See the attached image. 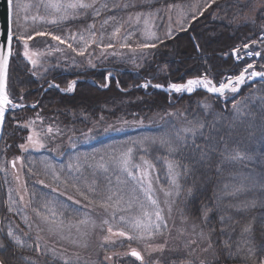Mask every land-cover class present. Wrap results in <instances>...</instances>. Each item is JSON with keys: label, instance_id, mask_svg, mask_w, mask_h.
I'll return each instance as SVG.
<instances>
[{"label": "trees", "instance_id": "16d2710c", "mask_svg": "<svg viewBox=\"0 0 264 264\" xmlns=\"http://www.w3.org/2000/svg\"><path fill=\"white\" fill-rule=\"evenodd\" d=\"M224 1L234 8L226 10L227 14L221 13L220 16H227L233 12L230 17L234 18L240 13L241 5L238 4V0ZM16 2L21 6L20 32L53 31L67 37L70 33L81 31H84L85 35L88 26L94 24L95 28H100L97 31L100 38L91 45L94 54L88 58L85 54L81 56L78 51L67 49L65 45L59 46L62 51H53L51 49L57 42L51 41L50 37H43L44 42L40 44L43 54L40 57V64L35 67L21 53V43L13 40L8 92L16 102L33 104L36 107L26 106L10 110L6 115L0 142L2 166L0 182L4 184V190H0V198L5 201L0 228L6 232L9 226L15 228L18 225L17 235L21 236L22 240L26 239L24 233H30L32 238L27 239L26 243L32 245V248L17 249L8 244L5 237V247L0 249L1 260L5 261V264H28L29 260L34 264H71L53 255L39 242L41 250L35 251L36 238L31 233L29 225L20 214L8 211L10 206L15 209L13 201H16V197L13 198L11 194L12 182L10 183L9 178L5 179V162L8 157L21 154L16 144L26 132L18 124L33 116H39L42 122L47 121L51 126L52 132L49 138L47 137L52 140L49 145L58 148L57 151L61 154L57 159H54L56 155L52 151L44 154L28 151L24 154L22 172L28 189V202L31 201V206L25 210L24 215L29 213V224L32 221V213H35L32 209H40L46 202H55L54 197L57 195L51 190L53 187L61 191L59 195L71 192L84 201L83 196L77 191L80 186L76 187L81 184L83 178L90 179L92 174L96 189H103L99 192L102 201L107 200L106 195L109 193L104 192H108L104 187L109 177L101 172L99 167H94V163L89 160L81 164L80 160L71 159L75 154L83 156L97 152L95 153L97 157L100 153L111 163L113 150L115 155H119L127 147H133L131 164L139 165V169L132 170L136 176L141 173L148 174L147 179L152 181L154 195H158L156 197L159 198L166 218L169 221L175 219L177 222L190 223L191 226L195 224L197 232L203 229L205 234L215 229L211 236L212 259L206 264H253L252 259L244 258L248 255L247 245L255 247L258 256L264 255V81L257 80L243 85L234 99L229 98L227 101L225 98L203 91H196L190 96H177L150 87L147 89L138 87L148 80L184 82L189 77L208 75L214 82H219L222 80L221 77H227V73L238 74L242 63L237 62L231 54L232 50L239 44H249L261 35L264 29V5L255 11L256 14L252 18L237 22L231 21L229 17V25L216 21L215 26L210 28V7L195 21L191 20L193 14L191 6L195 0H97V7L107 2L109 10L102 11L101 15L95 18L91 10L87 13L81 12L75 19L59 26L39 20L34 24L31 22L25 24L23 22L25 14L31 17L36 14L47 16L49 13L43 7L37 10L35 7L37 0ZM113 4L119 5L120 10L114 9ZM125 4L129 7L124 8ZM25 5L29 7L26 9ZM177 7L182 8L185 14L183 26L185 28L186 24L189 26L174 32L171 38L163 37L160 24L165 21V12L168 8ZM200 8L202 5H199L198 11ZM16 11L13 8L14 32L17 27ZM138 13L143 15L137 22L135 18ZM111 16L116 18L115 21L103 25V21ZM145 21L152 24L153 29H157L155 36L159 38L158 40L146 39ZM115 27H120L121 31H135V34L124 41L125 32L120 39L113 38L112 32ZM210 29L213 35L210 34ZM102 31V35L98 33ZM85 38H88L87 35ZM38 39L39 37L35 38L32 43ZM221 40L227 42H220ZM108 43H112L113 47H101V44ZM122 43L131 44V48H122L120 46ZM143 43H154L156 46L138 48V45ZM76 46L74 44V47ZM108 72L112 73V78L106 81ZM72 81H76L72 92L48 88V84L52 82L59 84L61 89L66 88ZM106 82L109 84L107 88L100 87ZM236 102H240V116L233 110V104ZM181 104L183 110H168ZM204 105L210 107L205 109ZM141 120L142 124L133 123ZM123 121L129 123L125 125ZM201 123L205 125L203 129L205 136L211 134L217 140L223 137V141L217 144L218 151L211 157L210 168L198 167L185 176L183 166H190L192 161L188 150L181 148L175 140V134L183 128L197 127ZM109 125L115 130L105 132L104 129ZM89 129L92 130L91 133ZM145 136L155 137V143L149 140L143 146L132 144V141ZM161 139L171 140L172 146L180 148V151L170 154L169 145L161 144ZM196 142L202 145L205 143L203 139H197ZM225 145L227 151H224ZM236 150L250 156L251 159L240 161L225 159V156L229 153L234 154ZM220 152H224V155ZM169 162H179L181 165L175 169L176 172L182 173L178 180L180 185L178 194L170 183ZM69 164L72 165L71 169L68 168ZM109 175L115 179L113 186L120 190L121 180L124 181L125 177L113 176L112 169ZM52 177H57L58 181H54ZM40 180L44 183L40 184ZM161 187L165 191L171 190L172 196L166 197ZM133 188L138 187L133 184ZM241 188L243 190L237 191ZM79 189L81 190V187ZM42 191L44 193L40 195L39 192ZM96 197L98 195H89V199L92 200ZM165 200L168 203H165ZM237 205L240 207L237 208ZM83 209L76 206L71 217L63 216L60 219L64 220V225L79 222L85 218ZM221 216L226 218L223 223L220 220ZM227 217H231V220ZM249 225L251 231L244 233L243 230ZM221 228H225L223 233L220 231ZM225 240L228 241V248L224 246ZM103 246L104 250L108 248ZM238 246L242 249L240 253L230 255L229 249L236 253ZM187 261L199 264L198 260L190 256L179 255L163 258L160 264H185ZM129 263L140 264L133 258Z\"/></svg>", "mask_w": 264, "mask_h": 264}, {"label": "snow or ice", "instance_id": "6c2138e0", "mask_svg": "<svg viewBox=\"0 0 264 264\" xmlns=\"http://www.w3.org/2000/svg\"><path fill=\"white\" fill-rule=\"evenodd\" d=\"M217 0H211L210 3L206 2L204 3L203 7L200 8L199 11H197L196 7L193 8V14L191 16V20L195 21L198 16L203 15V11L206 10L208 7L211 6V3H216ZM7 3L9 5V8H15L17 11L15 12V23H16V31H13L12 26L10 25L7 34H6V41L4 43H0V128H2L5 120V112L6 110L11 107L12 109L17 108H24L26 105L24 104H17L14 103L12 99L9 98V94L5 90V77H6V71L8 66L9 57L12 55V45L13 40L15 39L18 43H22L24 46V53L23 55L28 58V60L31 62V64L35 67L38 64V61L36 59H33L34 56L40 55L38 52H30L29 51V42L34 41L37 37H50L51 41L57 42L56 45L52 47L51 50L53 51H62V49L59 47L60 45H65L67 49H70L73 52H77L78 54L83 56L85 54V50L90 47L92 44H95L97 42L96 37V31H95V25H89L88 28L85 30L88 33V39L85 38L84 31H81L80 33H70L67 37H64L59 34H55L53 31H30L25 30L23 32H20L21 27V17L19 13L20 4L16 2V0H7ZM26 9L29 7V5L24 6ZM35 7L37 10H39L40 7H43L49 15H32L29 17L27 14L23 16V22L25 24L31 22L35 23L36 21H41L43 23L53 25V26H59L61 24H64L70 20L75 19L77 16L80 15L81 12L87 13L88 10H91V13L93 14L94 18L99 17L101 15L102 11H108L109 7L107 2L102 3L97 7V0H37V3L35 4ZM112 7L116 10H120V6L117 4H113ZM124 8L129 7L128 4L123 5ZM143 14L138 13L136 15L137 22L140 20V17ZM115 17L111 16L108 17L103 21V25L109 24L110 21H115ZM132 17H129V20H131ZM147 23V21H145ZM102 25V27H103ZM264 31V29H262ZM121 28L115 27L112 32V37H118L120 35ZM19 33V34H18ZM150 36L155 39H159L158 37H155L154 33H151ZM166 38H171L172 36V30L169 29V31L165 34ZM124 40H127V36L123 37ZM161 43L163 41H160ZM261 43H264V36H261ZM257 41H252V44H256ZM74 44L77 45L74 47ZM79 45H83V47H79ZM122 48H131V44L128 43H122L120 45ZM156 44H148L143 43L139 44L138 48L140 49H146V48H154ZM101 47L106 48H112L113 44L108 43L106 45L101 44ZM197 48H199V45H197ZM250 48V45L248 43H244L242 46H238L232 50V55L235 56V59L237 61H240L243 59V57L240 55L242 50H248ZM245 55L247 56H261L262 53L257 51H246ZM92 67H95V65H91ZM255 64L254 63H248L240 72L238 75L235 76H229L226 77L224 80H221L219 82H214L212 79L209 78L208 75L199 76L195 78L188 79L184 83H168L166 86L163 84H155L152 85L150 82H145L142 85H139L138 87H142L144 89H147L149 87H154L157 89H166L169 93H177V94H191L197 89H204L210 94H215L218 97H223L227 101V99L231 98L234 99L235 94H238L240 91V88L242 85L246 84L249 81H255L256 78H259L260 81H264V71H256L255 70ZM264 67V66H262ZM112 78V73L108 72L105 80L108 81ZM76 81H72L68 84L66 88H60L59 84H56L55 82L49 83V88H56L63 92H72L75 89ZM109 84L106 82L100 87L107 88ZM23 97H21L22 99ZM240 102H236L233 104V110L236 112L237 116L241 115V109L239 107ZM31 107L35 108L36 105H31ZM210 107L209 105H204V108L207 109ZM40 118L39 116L37 117ZM101 120H103V117H101ZM35 121H31L29 123H25L22 126L24 128H29L34 124ZM125 125H127L128 121H123ZM137 124H142L143 121L139 122H133ZM205 125L203 123L199 124L197 127H186L182 130L178 131L175 134V140L178 142V144L181 146V148L187 149L190 157H191V165H184V173L183 175H188L192 173L196 168L198 167H209L211 165V157L213 154H216L217 144L223 141V137H220L219 140H217L214 136L211 134L205 136L203 129ZM214 127V126H213ZM109 130H115L112 125H109L107 128L104 129L105 132H108ZM48 133L52 132L51 126L47 129ZM92 130L89 129V133H91ZM181 132L183 135H181ZM41 134L36 133L33 131L31 134L27 137V142L24 144L18 145V147L23 151H28L29 149H43L45 147V144L42 142V140L39 138ZM197 139H203L205 143L198 144L196 141ZM151 140L153 143H155L156 138L155 137H142L138 140L132 141L133 145H139L143 146L146 141ZM161 144H168L169 148L168 151L170 154H175L178 151H180V148H176L172 146L171 140H160ZM72 147H75V145H72ZM224 151H227V145H225ZM133 147H127L126 150H123L119 153V155H115V150H113V157H112V163L115 165L116 169L120 172H123L127 175V177L131 178L133 181H136L137 184L141 186V191L143 192L144 199L147 201L148 207H145L144 203L139 204V210L140 215L133 216L131 218H128L124 215H119V221L123 222L128 226L131 231H126L124 228H117L115 231L113 229V226L109 223V220H104L103 224L108 225L107 232L110 234L109 236H105V241H109L111 236H117V237H126L128 240H137L144 242L145 248L147 249L149 255L151 253H162L165 248L167 241H165L164 244H154L153 241L156 240L158 236H162L164 234V229L167 228V219L163 215V209L160 207V202L157 198L154 196V190L152 188V181L151 179H147V173L144 175L137 177L135 172L132 170L133 168L139 169V165H132V159H133ZM221 155H224V152H220ZM103 159V157L101 158ZM141 159H143L141 157ZM226 160L231 161H240L244 159H251L250 156H245L244 153L236 150L233 153H229L227 156H225ZM144 163H148L147 161H144ZM13 167H15V160L12 162ZM131 165V167H130ZM99 167L104 168L105 171H107V167L104 164L99 165ZM181 167L179 162H169L168 163V170L170 174V183L172 186L177 190V194L180 188V185L178 183V180L182 173L176 172L175 169ZM68 168L71 169L72 165L69 164ZM219 170V168L217 169ZM145 180L147 181V187H144ZM40 184H43V181H39ZM243 190L238 189L237 191ZM77 191L80 192V195L83 196L85 200H89V194L96 195V188L95 187H89L85 191H81L79 188ZM111 191V190H110ZM161 191H164V194L166 197L172 196L171 190L165 191L163 187H161ZM191 191V190H189ZM69 200H72V197H68ZM115 199L114 204H109L108 201H113ZM123 202V196L120 195L119 190L112 191L110 195L107 196L106 201L101 202V206L104 207L106 210L111 207L113 209L112 212V218H115L118 212H123L125 210H132L133 204L131 202L127 203V208L122 209L120 208V204ZM16 204L17 202H13ZM76 204H80V200L75 201ZM94 201L89 200V204H93ZM165 203H168L167 200H165ZM31 206V201L24 203V197L20 196L19 198V204L15 207H9L8 211L13 212L21 215V218L24 220L26 224H29V218L27 215H24V212L26 209H28ZM237 208L240 206L237 205ZM151 208L152 211H149L148 209ZM33 212H35L36 217L43 222L44 224L48 225V230L50 232L54 231H61L64 226V220L58 219V217H63L64 212L66 210V206L59 201L55 202H46L42 208L40 209H32ZM78 211V210H74ZM171 212V208L169 206V214ZM47 213V214H45ZM205 218L207 219V214H205ZM225 217L221 216L220 220L221 223L225 221ZM228 220H231V217H227ZM87 219L79 221V223H87ZM29 228H31V224H29ZM197 225L193 224L192 226V234L187 239V243L185 244L186 248H190L192 253L196 251V247H198L200 244L204 243L207 246L202 249V251H208L213 247L211 236L215 229H212L209 233L205 234L203 229H201L199 232H196ZM17 231H19V226L17 225L15 228L12 226H9L7 231L5 232L4 229L0 228V249H3L5 247V237L7 240V243L12 245L13 247L20 249V248H32V245L27 244L26 240L31 239L30 233H24L25 240L21 239V236L17 235ZM221 233L225 231V228H221ZM244 233H248L251 231V225L246 227L244 230ZM132 233H135L133 235ZM181 234H183V230H181ZM243 234V233H242ZM39 236L37 235V240L34 241L35 243V251L39 252L40 245L38 243ZM112 243H115V241H112ZM247 245V242H245ZM196 246V247H193ZM224 246L226 248L229 247L228 241H224ZM241 247H237L236 253H232L229 249L230 255H238L241 251ZM246 251L248 255L244 257L245 259H252L253 264H264V255H259L257 249L251 245H247ZM127 255V254H126ZM131 257H134L135 260L139 261L140 264H159V261H153L151 259H145V256L142 255L140 251H138L136 248H132L130 251ZM110 259V257H105V260ZM0 264H5V261L0 260ZM28 264H34L32 261H28ZM185 264H194V261H187ZM199 264H206L205 261H200Z\"/></svg>", "mask_w": 264, "mask_h": 264}, {"label": "rangeland", "instance_id": "374dc122", "mask_svg": "<svg viewBox=\"0 0 264 264\" xmlns=\"http://www.w3.org/2000/svg\"><path fill=\"white\" fill-rule=\"evenodd\" d=\"M206 2L210 3L211 0H195V2H193L192 6H191V9L193 10V8L196 7V9L198 11L199 5H202V7H203L204 3H206ZM238 4L241 5L240 6V10H241L240 13H238L236 16H234V18H231L230 15L233 12L227 16L226 15L220 16V14L221 13L227 14L226 10L233 9L234 8L233 5L228 6V3H226L224 0H217L216 3H211V6H210V28L215 24L216 21L224 23L226 26L229 25V23H230L229 17H230L231 21H237V22H238V20L244 21L248 18H252L256 14L255 11H257L258 8H260L261 6L264 5V0H238ZM250 6H253V7L251 8ZM192 13H193V11H192ZM249 13H251V15H248ZM164 18H165V21L162 24H160L161 25V31L164 35L163 37H165V34L169 31V29L172 30V35H173L174 32H179L185 28L183 26V20L185 18V14H184L183 9L180 7H177L174 9L168 8L165 12ZM144 24H145L144 25L145 26L144 32L147 33L146 39L152 40L153 38L150 36V34L154 33L156 35L157 29H153L152 24L145 23V22H144ZM188 26H189V24H186V28ZM98 30H100L99 27L95 28L97 39L100 38L97 34ZM123 32H125L124 34H126L125 36H127V38H129V36H132L133 34H135V31L123 30L120 32L118 39L121 38V35L123 34ZM98 33L102 35L103 31L98 32ZM210 34L213 35V31L211 32V29H210ZM261 34L264 35V31H262ZM86 35L88 37L87 32H85V36ZM107 35L108 34H106V36ZM258 38L261 40L260 37H258ZM42 39H43V37H39V39L36 40L35 43H32V41L29 42V51L40 53V55L33 57V59H36L38 61V64H40V57L43 54V50H42L43 48L42 49L40 48L41 47L40 44L44 42V40H42ZM257 39H255V40H257ZM255 40H253V41H255ZM260 40H258L256 44H252V41H250L249 44L255 49L260 47V46H261V48H264V43H261ZM123 41H124V39H123ZM223 41L227 42V40H221L220 42H223ZM148 44H150V43H148ZM242 45L239 44L238 46H242ZM238 46H236V47H238ZM104 50H106V49H104ZM20 51L22 54L24 53V46L22 43L20 46ZM85 51H86L85 55H87L88 58H90V56H92L94 54L91 46L88 47V52H87V49ZM240 55L241 56L244 55V52L241 51ZM25 58L28 60L27 57H25ZM92 60L94 61L95 59H92ZM248 60L251 61L250 59H248ZM262 66H264V62L262 63ZM238 74L227 73V77L235 76ZM201 76H204V75H201ZM191 78H194V77H189L184 82H186L188 79H191ZM225 78H226L225 76L221 77L222 80H224ZM257 80H259V79H257ZM257 80H255V81H257ZM255 81H249L246 84H250V83L255 82ZM146 82H150L152 85L163 84L165 86L168 83H184V82H174L173 80L164 81V82H154V81L148 80ZM150 88H153L157 91L164 92V93H167L170 95H177V96H185V95L190 96V95L194 94V92H196V91H203V90L197 89L196 91H194L191 94H187V93L177 94V93L165 92L163 90H160V89H157L154 87H150ZM203 92H206V91H203ZM206 93H208V92H206ZM8 94H9V92H8ZM9 98L12 99L14 103L21 104L19 102H16L10 96V94H9ZM24 105L31 106L33 104H24ZM9 108H11V107H9ZM17 109H20V108H17ZM183 109H184V107H182V104H181V105H175V106L169 108L168 110H183ZM11 110H15V109H11ZM31 121H35V123L32 124L31 127L24 128L21 126L23 128V130L26 132L25 134L21 135L20 138H22V139L21 140L19 139L20 140L19 143L16 144L17 149H19L21 151V154H17V155H13L11 157H8L6 162H5V173H6L5 179L9 178L10 183L12 182L11 185L13 186V189H12V193L11 192L10 193L13 194L12 195L13 198L16 197L15 202H17V203L13 204L14 207H16L17 204H19L20 196L24 197V203H27L28 199H29L28 198L29 197L28 196V189L26 188V184H25V180H24L23 172H22L23 171L24 154L28 151H32L36 154H39V153L44 154L45 152H51L52 151L56 155L54 157V159H57L58 158L57 156H60V154H61L59 151H57L58 148L50 147V145H49L52 140L48 139L49 135H50V133L47 132V129L50 126L48 124V122L47 121L42 122L40 119L37 118V116L36 117L33 116V117H28L25 120H23V122H21L20 125H23L25 123H29ZM33 131L41 134L39 136V138L45 144V147L43 149H29L28 151L25 152V151L21 150L18 147V145L26 143L28 135L31 134ZM84 153H86V152H84ZM95 153H97V152H94L91 155L86 154L83 156H77L75 154V156H73L71 159H73V160L78 159V160H80L81 164L84 161L89 160L92 163H94V167H96V166L99 167V165L104 164L107 167V171H105V169L101 168V167H99V169L101 172L105 173L109 177V179L106 181V184L104 187V188H106V190L108 189V192L104 191L105 193H109L108 195H110L112 191L119 190L118 188H115L113 186L115 179H112L111 178L112 175L111 176L109 175V173L111 172V169L114 172L113 176L125 177L124 181L121 180L122 186H121V189L119 190L120 195L123 196V202L120 204V208L126 209L127 203L131 202L133 204L132 210H130V211L125 210L123 212H118L116 217L112 218L113 209L111 207H109L106 210L104 207L101 206L102 199H101V194L99 192H101L103 189H101V190L98 188L96 189V193H98L96 195H98V197H96L95 200L89 199L91 201H94V203L90 205L89 200L83 201L80 199V196L77 197L76 195H74L71 192H67V193H64L62 195H59V193H61V191L58 190V188L53 187L51 190L55 191L56 195H57V197H54V200L59 201L60 203H62L66 206V210L64 212V217H67V216L71 217L70 215H73L72 214L73 209L76 206H80V207H82V209L84 208L83 210H84L85 218L84 219L82 218V220L87 219L88 222L87 223H79V222L70 223L69 222L63 226V229L61 231L50 232L48 230V225L41 222L36 217V214L32 213L33 215H32V221L30 223L31 224L30 230H31V233L33 234V236H35L36 240H37V235L39 236L38 242L42 245L43 248L50 251L53 255L63 259L65 262H68L71 264H130L129 260H132V258L135 259L134 257H131V255H130V251L132 248H136L138 251H140L142 253V255L145 256L146 260L147 259H151L153 261L158 260L159 264H160L161 259L168 258V257L174 256V255H179V256H183V257H189L190 256V257L198 260L199 262L200 261L209 262L212 259L210 249L208 251H202V249L207 246L205 244L203 245V243L200 244L198 247L193 246V247H196V251L194 253H192L190 248L185 247V244L187 243V239L192 234V226L193 225L191 226L190 223H186L183 221L177 222L175 219L173 221H169L166 218L167 219V228L163 230L164 234L162 236H158L156 238V240L153 241L154 244H164L165 241H167L166 248L162 253H151V255H149L147 249L145 248L144 242L137 241V240H128L126 237L111 236L109 241H105L104 237L109 236L110 234L107 232L108 225L103 224L104 220H109V223L113 226L114 231L117 228H124V230H126V231H131V229H129L126 224L119 221V215H124L128 218L140 215L141 213H140V210L138 207L139 204L144 203L146 208L148 207V204H147V201L144 199L143 192L141 191V186L139 184H137L136 181H133L131 178L127 177V175L123 172L117 173L118 170L116 169L115 165L112 162L110 163L109 161H107L108 159L105 158L104 155H100V153L97 157L95 155ZM29 156L31 157V155H29ZM102 157L104 160L101 159ZM42 158L45 160L49 159L48 157L47 158L42 157ZM13 160H15V167H13V164H12ZM80 162H77V163L80 164ZM0 172L2 173V166L1 165H0ZM93 172L95 174L97 173L95 170ZM141 175H142V173L137 177H140ZM53 179H54V181H58L57 177H54ZM94 179H95L94 174H92L90 176V179L89 178H86V179L83 178L81 180V184H78V186L76 188H78L80 186L82 191H85L89 187H95L96 188V186H95L96 184L94 183ZM40 181H43V180H40ZM116 183H117V181H116ZM133 184L137 185L138 188H135L136 190L133 188ZM3 187H4V184L0 182V190L2 189V191H3L4 190ZM144 187H147V185L144 184ZM39 193H41L40 195H43L44 191L39 192ZM89 195H92V194H89ZM108 195H106V196H108ZM69 196L72 197V200L68 199ZM156 196H158V195H156ZM156 196H155V198H157ZM157 199L159 200V198H157ZM76 200H80L81 203L76 204L75 203ZM108 203L114 204L115 199L113 201H108ZM67 205H72V206H67ZM148 210L152 211L151 208H149ZM4 211H5V201H4V199L0 198V224L2 221L1 217H2V214ZM163 215L165 216L166 214H163ZM27 216L29 218V213L27 214ZM60 218L61 217H58V219H60ZM69 219H71V218H69ZM181 230H183V234H181ZM196 232H197V229H196ZM132 234L135 235V233H132ZM112 241H115V243H112ZM103 245L108 247V248H106L107 251H106V249L104 250ZM105 257H110V259L105 260ZM0 260H1V258H0ZM127 260H128V262H127Z\"/></svg>", "mask_w": 264, "mask_h": 264}, {"label": "water", "instance_id": "95a60500", "mask_svg": "<svg viewBox=\"0 0 264 264\" xmlns=\"http://www.w3.org/2000/svg\"><path fill=\"white\" fill-rule=\"evenodd\" d=\"M12 19H13V8L12 9L9 8L7 0H0V43H4L6 41V34H7V30L9 28V26L11 25L13 28ZM11 56L9 57L7 71H6V77H5V90L6 91L8 90V75H9V65H10ZM257 79H259V78H256V80ZM160 90L168 92L166 89H160ZM199 90L206 91L204 89H199ZM7 93H8V91H7ZM212 95H215V94H212ZM11 109L12 108H8L6 110L5 120H6L7 112L10 111ZM5 120H4V124H3L2 128H0V142H1V139L3 136V132H4Z\"/></svg>", "mask_w": 264, "mask_h": 264}, {"label": "flooded vegetation", "instance_id": "af4514ba", "mask_svg": "<svg viewBox=\"0 0 264 264\" xmlns=\"http://www.w3.org/2000/svg\"><path fill=\"white\" fill-rule=\"evenodd\" d=\"M261 36H264V35H260L259 37L261 38ZM258 40H260L259 38L257 39V40H255V41H258ZM250 45V44H249ZM261 45V44H260ZM256 50V51H255ZM243 52H244V55H242V57H243V59H241L240 61H237V62H239V63H242V65H241V70L248 64V63H254L255 64V70L256 71H264V67H262V63L264 62V48H261V46L260 47H258V48H253L251 45H250V48L248 49V50H242ZM246 51H255V52H257V51H259V52H261L262 53V55L261 56H247V55H245V52ZM235 57V56H234ZM248 59H250L251 61H249ZM263 61V62H262ZM240 70V71H241Z\"/></svg>", "mask_w": 264, "mask_h": 264}]
</instances>
